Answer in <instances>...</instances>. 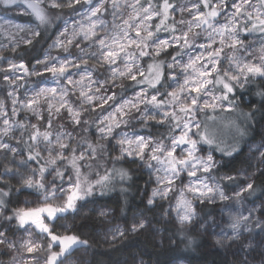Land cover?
<instances>
[{
	"label": "snow or ice",
	"instance_id": "1",
	"mask_svg": "<svg viewBox=\"0 0 264 264\" xmlns=\"http://www.w3.org/2000/svg\"><path fill=\"white\" fill-rule=\"evenodd\" d=\"M12 13L27 21L8 19ZM0 36L10 44L0 43V84L10 101L0 100V247L18 254L11 264H38L39 252L43 264H65L74 248L87 247L56 223L105 196L115 178L131 180L125 164L155 177L147 205L178 192L170 209L182 225L197 217L195 201L219 205L222 220L227 214L230 232L221 228L217 243L242 232L264 237V199H248L258 187L264 195L256 184L264 138L250 145L257 169L242 180L219 174L224 161L216 158L237 153L264 115V0H0ZM38 39L65 55L46 52L28 66L18 50ZM253 85L260 102L245 112L236 94ZM220 113L228 114L230 141L216 130ZM101 160L103 175L89 180L82 169ZM26 191L35 206L19 203ZM144 227L141 219L131 230Z\"/></svg>",
	"mask_w": 264,
	"mask_h": 264
},
{
	"label": "trees",
	"instance_id": "2",
	"mask_svg": "<svg viewBox=\"0 0 264 264\" xmlns=\"http://www.w3.org/2000/svg\"><path fill=\"white\" fill-rule=\"evenodd\" d=\"M67 11L66 9L65 13ZM17 19L22 23L27 21V17ZM51 43V39H38L33 45H21L18 51L23 53V60L30 66L35 58L44 57ZM4 54L16 59L10 52L5 51ZM115 91L119 92V89ZM255 91L253 85L236 94L237 103L245 112L249 110L250 105H258L260 102ZM130 94V91L126 93L127 96ZM4 96H7V93L3 84H0V99ZM220 116L229 118L228 114L220 113ZM220 126L222 125H217V128L224 131ZM230 132H232L231 128ZM262 138H264V115L257 113L248 136L240 141L237 153L232 157H221L220 153H216V158L224 161L219 174L228 173L236 176L241 171L248 173L256 171L254 170L255 154L247 145L259 144ZM91 139L94 141L95 137ZM98 163L99 167L94 165L91 170L82 169L89 180L94 181L97 178V171L103 175L104 161ZM108 166L111 167L110 164ZM117 167L121 165L118 164ZM123 167L130 169L131 180L122 184L118 177L115 178L114 187L105 196L92 198L91 202L81 208L77 214L69 215L56 223L58 232L64 233L66 227H71L67 230L69 234L75 233L89 242L87 247H78L72 252L71 255H74L77 264H264V237L258 232L217 243L218 232L227 223L226 213L223 220L221 219L219 205L204 207L197 204L200 220L181 225L173 216L169 199L156 200L154 205H147V199L151 196L154 187L153 177L150 179L148 171L135 164H125ZM262 179L264 178L256 179V184L260 187H264V184H261ZM12 183L16 182L12 181ZM121 188L127 191L121 192ZM257 197L264 199L259 187L255 197L248 199L255 200L258 205ZM26 199L34 204L37 202L35 195L27 191L19 196V203L23 205ZM161 205L163 208L160 207ZM248 205L252 207L251 203ZM102 212L105 214L101 215ZM141 219L144 220L145 227L133 232L131 225ZM213 220L220 227L214 225ZM116 225L124 228V235L113 238L109 235V228ZM0 248L3 250L2 254L0 251L1 264L6 249ZM40 254L45 256L46 252Z\"/></svg>",
	"mask_w": 264,
	"mask_h": 264
},
{
	"label": "rangeland",
	"instance_id": "3",
	"mask_svg": "<svg viewBox=\"0 0 264 264\" xmlns=\"http://www.w3.org/2000/svg\"><path fill=\"white\" fill-rule=\"evenodd\" d=\"M65 10H66V9H65ZM7 18H8V19H12V20L15 21L16 23H22L21 21H18V19L16 18L15 13L10 14ZM108 19L111 20V17L108 16ZM21 35H22V34H21ZM16 38L19 39V36H17ZM0 43H3L4 45L10 47V44H9V37H7V36H0ZM21 45H23V44H21ZM70 51H72L73 53H75L76 49H70ZM47 54L49 55V57H57V56H63V55H65V53H63L62 51H60V50H58V49H49V48H48V50H47ZM43 58H44V57H43ZM43 58H42V59H43ZM77 78H78V77H77ZM31 79H35V77H32ZM3 88H4V85H3ZM115 90H116V89H115ZM20 91L23 92V89H21ZM130 95H131V94H130ZM130 95H128V96H130ZM0 100H4V101L6 102V104L10 105V101L7 100V96L2 97ZM110 103H111V102H110ZM105 107H107V105H105ZM97 111H98V110H97ZM221 114H227V113H221ZM94 116H95V113H91V114H89V119H90V121H91L92 118H94ZM228 119H229V118H225L224 116H220V115H219V116L217 117V121H216V130L222 135V137H223L226 141H229L230 138H231V136H232V132H230V126H229V124H228ZM33 122H35V121H33ZM210 123H211V122H210ZM217 125H222V126H220V127H222V129H224V131L219 130V129L217 128ZM256 144H258V143L248 144L247 147H248V149L250 150V145H256ZM250 151H251L253 154H255L254 159L256 160V163H255V165H254V170H256V169H257V164H258V153H256V150H255V147H254V146L251 147V150H250ZM251 159H252V156H251ZM247 173H248V171H241V172H240L239 177L241 178V180L244 178V175L247 174ZM249 173H250V172H249ZM153 182H154V187H153V188H155L157 185L155 184V177H154V176H153ZM181 186H182V185H180V183L177 182V189H179ZM177 196H178V192H177L175 195L170 194V198H169V200H170V204H171V206H172L173 208H174V206H175V204H176V197H177ZM188 198H189V199L191 198L190 195H189ZM27 200H28V199H27ZM157 200H160V199L157 198ZM24 201H25V200H24ZM36 203H38V201H37ZM36 203L34 204L33 202H31L30 206H35ZM193 203H194V206H195L196 211H197V213H198V210H197V204H199V203H197V202H195V201H194ZM247 207H249L248 204H247ZM172 212H173V216L176 218V220L178 221V223L181 224L180 221H179V219L177 218L176 212H175L174 210H172ZM199 220H200V214L198 213L197 217L193 220L192 223H194V222H198ZM181 225H182V224H181ZM183 225H185V224H183ZM66 228H67V230H69L71 227H66ZM117 228L121 229V230L124 232V228H122V226H118V225H116V226H111V227L109 228V235H110L111 237H113L112 232L115 231V229H117ZM223 228H225L226 231H229V232H230V230H228L226 226H224ZM218 233L220 234V231H219ZM246 234H249V233L242 232L241 236H242V235H246ZM241 236H240V237H241ZM118 237H120V235L117 234L115 238H118ZM25 238H26V237H25ZM33 238H34V239H39V237L36 236L35 234H34ZM113 238H114V237H113ZM74 250H75V248H74ZM0 251H1V254H2V251H3V250H1V248H0ZM14 255H18V254H17V253H11V252H9V251L6 249V250H5V255L3 256V257H4V260H3V262H2L1 264H11V261H12V258H13ZM28 255H29V254L25 253V257H26V258H27ZM35 255H37V256L40 258L38 264H43V260H44V257H45V256L41 255L40 252H39V253H36ZM17 264H19V259L17 260ZM65 264H77V261H76V258L74 257V255H71V254H70L69 256H67V257L65 258ZM182 264H184V263H182Z\"/></svg>",
	"mask_w": 264,
	"mask_h": 264
},
{
	"label": "bare ground",
	"instance_id": "4",
	"mask_svg": "<svg viewBox=\"0 0 264 264\" xmlns=\"http://www.w3.org/2000/svg\"><path fill=\"white\" fill-rule=\"evenodd\" d=\"M73 251H74V250H73ZM73 251H72V252H73ZM72 252H71V254H72Z\"/></svg>",
	"mask_w": 264,
	"mask_h": 264
},
{
	"label": "water",
	"instance_id": "5",
	"mask_svg": "<svg viewBox=\"0 0 264 264\" xmlns=\"http://www.w3.org/2000/svg\"><path fill=\"white\" fill-rule=\"evenodd\" d=\"M74 250V249H73Z\"/></svg>",
	"mask_w": 264,
	"mask_h": 264
}]
</instances>
